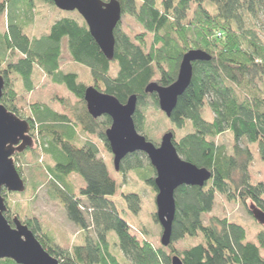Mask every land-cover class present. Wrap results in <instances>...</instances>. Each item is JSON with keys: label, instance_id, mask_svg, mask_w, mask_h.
I'll return each mask as SVG.
<instances>
[{"label": "trees", "instance_id": "trees-1", "mask_svg": "<svg viewBox=\"0 0 264 264\" xmlns=\"http://www.w3.org/2000/svg\"><path fill=\"white\" fill-rule=\"evenodd\" d=\"M21 1L29 5L27 10L22 8ZM39 1L54 7L51 0ZM116 1L122 17L114 32L113 60L108 61L84 21L78 24L64 18L54 22L41 37H28L23 31L31 17H35L33 0H0V27L6 25V31H0V76L5 82L0 104L29 124L31 137L36 145L40 144L45 157L58 161L46 169L53 181L49 195L59 202L68 221L84 232L86 238L80 245L64 248L42 233L35 218L27 216L20 221L59 264H119L116 259L119 251L128 264H170L173 255H178L183 264H264L260 253L264 250V229L253 243L246 241L242 226L225 218H211L207 225L202 222V216L211 212L217 194L227 201L252 203L264 211V183L251 184L252 154L249 148L240 147L242 141L253 145L264 163V44L254 26L255 19L264 14V0ZM122 18L130 19L143 33L132 37L122 34L119 29ZM64 46L71 62L89 71L99 92L115 97L121 104L135 95L137 106L147 103L153 108L158 106L157 99L155 95L144 94L147 84L154 80L163 87L172 84L182 56L190 50H201L211 56L208 62L193 63L191 83L168 119L179 157L209 171L211 179L201 188L182 186L175 191L176 213L167 248L141 242L131 234L130 226L108 199L117 187L99 158L97 146L90 141L82 145L78 142L80 131L96 137L110 152L104 132L111 120L108 117L95 120L86 112L85 83L78 80L76 73L60 69ZM35 68L43 75L40 78L49 79L52 86H65L76 103L71 105L56 95L52 102L62 107L61 113L39 103L23 107L25 110L31 106L30 114L21 113L16 103L33 93ZM12 80L21 83L23 96ZM205 108L211 113L210 122L201 116ZM133 120L141 133L146 126L145 117L136 111ZM186 127L191 132L177 139L175 130ZM225 133L232 136L230 155L224 146L212 141ZM144 158L142 153L127 156L119 173L141 170ZM16 170L21 175L20 169ZM152 173L155 172L151 169L145 182L156 192ZM71 174L79 175L85 183L79 190L80 198L69 192V184L62 187L59 183ZM3 194L8 193L3 190ZM125 198L135 202L131 208L137 211L138 197ZM5 203L6 219L11 224L10 204L6 200ZM153 219L157 223L155 214ZM110 233L116 236L117 252L112 251L109 243ZM199 235L201 244L181 253L173 248L175 242ZM0 264L15 263L0 260Z\"/></svg>", "mask_w": 264, "mask_h": 264}, {"label": "rangeland", "instance_id": "rangeland-1", "mask_svg": "<svg viewBox=\"0 0 264 264\" xmlns=\"http://www.w3.org/2000/svg\"><path fill=\"white\" fill-rule=\"evenodd\" d=\"M34 15L31 17V22L24 28L23 34L28 37H41L46 34L50 26L61 19L68 18L75 20L78 24L81 23L82 18L77 12H61L52 5L44 4L39 0H33ZM23 9H28V4L21 1ZM6 16V15H5ZM0 22L2 20L0 19ZM249 26V22L246 24ZM254 26L258 31L261 42L264 44V14L255 19ZM6 31V25L4 28L0 27V31ZM120 32L129 36H135L142 34L141 29L136 27L130 19L122 18ZM132 31H131V30ZM149 37H147V40ZM62 61L60 63V69L65 72H74L78 75V80L85 83L86 88L94 87V83L90 77L89 71L81 65L71 62V59L66 51V47H63ZM36 77H43L39 73L38 68L34 69L32 75L33 93L24 95L23 86L21 83H16L12 80L17 90H20L22 94V100H19L16 105L24 115L30 114V107L23 110V107L32 105L33 103H39L47 105L55 111L62 112L61 106L53 103L52 98L58 96L60 99H65L70 102L71 105L76 103L75 98L68 92L65 86L57 85L52 86L50 80L47 78L37 79ZM156 82V80H154ZM50 83V84H49ZM149 101V100H147ZM146 101V102H147ZM85 108V103L83 105ZM30 110V111H29ZM137 111L140 112L146 119V126L140 133L142 136L148 138L154 145L160 143L161 136L172 130L168 119L160 112L158 106L153 108L151 104H144L137 106ZM27 112V113H25ZM202 118L206 122L212 121L211 113L208 109H204L201 113ZM108 129V128H107ZM106 129V130H107ZM176 137H180L191 132L189 127L183 130H175ZM173 132V131H171ZM78 142L80 145L87 141L95 144L99 150V158L105 163L110 177L116 183V192L108 199L114 204L116 211L121 219H123L129 226L130 232L139 241H148L153 246L160 245L161 228L158 223L153 219V215L156 214L155 198L157 191L146 184L145 180L150 176V171L153 168L149 164L147 158H144L142 166L144 168L129 170L125 173H119L115 171L113 167V157L104 144L96 137L86 136L79 131ZM214 144L224 146L227 154H232V136L229 133H225L216 139H212ZM33 150H27L18 158L15 157V168L20 169L21 178L25 181V192L23 193H9L3 194V198L9 202L11 212L8 214L11 219L19 216V220L25 217L35 218L41 225L42 233L48 235L55 244L64 248H70L72 245H80L86 238V234L68 221L66 213L61 207L59 202L55 201L49 195L53 181L49 179L46 174L48 167H53L58 163L50 157H45L40 151V144L36 145ZM241 148H249L252 154V164L249 170L250 182L253 185L258 183H264V163L259 159L256 148L242 141L240 143ZM42 158V163H39ZM149 164V165H148ZM150 166V168H147ZM150 169V171H149ZM120 170V169H119ZM155 178V173L151 174ZM154 182V179H153ZM62 187L70 185V191L80 198L79 190L84 187L85 183L83 179L77 174H71L62 178L59 182ZM136 195L138 197L137 211L133 212L134 201H127L125 197ZM29 199V200H28ZM84 201V199H82ZM252 203L247 202L246 205L239 201H227L223 196L216 195L214 199V205L209 214L202 216V222L207 225L211 218L227 219L229 222L242 226L246 233L247 242H255L257 234L264 229V227L258 225L249 214V207ZM18 215V216H17ZM89 236L92 238L94 235L92 230L88 231ZM109 243L112 244V251L117 252L116 247L117 240L114 233H110L108 237ZM202 243L201 236L197 237H185L173 244V248L181 253L182 251L196 246ZM115 244V245H114ZM168 250H165V252ZM167 253V252H166ZM261 256L264 258V250L260 251ZM118 254V253H117ZM178 256V255H173ZM172 256V257H173ZM116 257V256H115ZM119 264H128L119 251L118 258ZM171 260V259H170Z\"/></svg>", "mask_w": 264, "mask_h": 264}, {"label": "water", "instance_id": "water-1", "mask_svg": "<svg viewBox=\"0 0 264 264\" xmlns=\"http://www.w3.org/2000/svg\"><path fill=\"white\" fill-rule=\"evenodd\" d=\"M61 12H77L85 22L88 32L106 60L112 61L115 48L114 32L122 14L116 0H51ZM211 56L201 50H190L180 61L176 80L163 87L156 82L146 85L144 94L155 95L162 114L169 119L178 98L189 87L192 79V65L195 62H208ZM5 82L0 76V100ZM83 101L92 119L108 117L111 125L104 135L113 157V167L119 171L122 161L134 153H142L155 172L154 186L155 218L161 228L160 245L167 248L171 244L172 226L176 213L174 194L182 186L203 187L211 173L204 168L182 160L173 145L174 135L166 132L155 146L137 132L134 116L137 111V97L131 95L124 104L115 97L99 92L94 87L84 91ZM29 124L7 111L0 104V260H11L15 264H59L41 246L28 227L17 218L12 225L5 219L7 212L2 191L23 193L25 182L17 172L13 157L33 148ZM253 220L264 227V211L249 207ZM170 264H183L179 256H173Z\"/></svg>", "mask_w": 264, "mask_h": 264}, {"label": "flooded vegetation", "instance_id": "flooded-vegetation-1", "mask_svg": "<svg viewBox=\"0 0 264 264\" xmlns=\"http://www.w3.org/2000/svg\"><path fill=\"white\" fill-rule=\"evenodd\" d=\"M6 214H7V213H5V218H6Z\"/></svg>", "mask_w": 264, "mask_h": 264}]
</instances>
